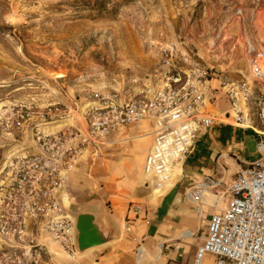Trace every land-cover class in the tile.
Segmentation results:
<instances>
[{
	"label": "rangeland",
	"instance_id": "1",
	"mask_svg": "<svg viewBox=\"0 0 264 264\" xmlns=\"http://www.w3.org/2000/svg\"><path fill=\"white\" fill-rule=\"evenodd\" d=\"M259 48L264 0H0V179L13 176L10 161L35 151L37 128L85 127L82 109L92 92L115 91L153 69L166 50L238 79L248 77ZM252 109L254 126L264 130ZM113 148L93 166L83 154L69 179L72 202L99 196L100 162L128 154ZM121 170L117 165L115 172ZM204 211L192 242L208 234ZM39 241L47 246L45 264H80L82 254L71 258L47 235ZM184 259L190 264L193 256ZM203 264H216V257L207 254Z\"/></svg>",
	"mask_w": 264,
	"mask_h": 264
},
{
	"label": "built area",
	"instance_id": "2",
	"mask_svg": "<svg viewBox=\"0 0 264 264\" xmlns=\"http://www.w3.org/2000/svg\"><path fill=\"white\" fill-rule=\"evenodd\" d=\"M220 101L228 103L223 116L230 124L256 131L258 155L226 188L219 189L223 179L187 188L186 196L200 215L203 196L216 189L217 211L209 218L193 264H203L207 254L216 257V264H264V130L254 126L252 111L255 104L264 124V48L252 55L248 77L238 79L168 49L153 69L134 74L115 91L92 92L82 109L85 127L58 132L37 128L35 151L10 161L13 176L0 179V264H45L41 254L47 246L39 241L44 235L75 259L74 219L65 196L71 201L70 175L83 154H90L93 166L106 146L116 142V134L147 122L153 142L144 170L161 188L191 154L198 136L213 127L216 116L209 106ZM129 209L135 215L144 211L138 201Z\"/></svg>",
	"mask_w": 264,
	"mask_h": 264
},
{
	"label": "crops",
	"instance_id": "3",
	"mask_svg": "<svg viewBox=\"0 0 264 264\" xmlns=\"http://www.w3.org/2000/svg\"><path fill=\"white\" fill-rule=\"evenodd\" d=\"M227 108L224 101L210 104L209 109L216 116L215 124L198 136L186 161L176 165L179 170L175 177L161 188L156 185L155 177L144 170L153 142L152 126L147 122L133 125L114 136L116 142L109 144L106 154L114 153L111 150L114 145L123 147V153L128 154L121 161L108 158L100 162L103 185L99 196L89 199L87 207L108 215L121 237L88 249L82 254L80 264H189L184 261L186 253L193 256L190 263L193 264L196 250L206 236L197 242L191 240L200 230L198 225L201 226L205 211L199 214L197 206L186 196L187 188L217 179H223L219 189L226 188L241 167L258 155L257 135L249 128L230 124L223 116ZM117 165L122 169L120 172H115ZM215 192L216 189L209 190L200 203L207 212V221L217 211ZM133 201L143 205L140 215L130 211Z\"/></svg>",
	"mask_w": 264,
	"mask_h": 264
},
{
	"label": "water",
	"instance_id": "4",
	"mask_svg": "<svg viewBox=\"0 0 264 264\" xmlns=\"http://www.w3.org/2000/svg\"><path fill=\"white\" fill-rule=\"evenodd\" d=\"M89 199L72 202L69 210L74 219V245L78 254L88 249L108 244L121 237L116 225L108 215L90 211Z\"/></svg>",
	"mask_w": 264,
	"mask_h": 264
},
{
	"label": "bare ground",
	"instance_id": "5",
	"mask_svg": "<svg viewBox=\"0 0 264 264\" xmlns=\"http://www.w3.org/2000/svg\"><path fill=\"white\" fill-rule=\"evenodd\" d=\"M173 174V173H172ZM172 177V175H171ZM171 179V178H170ZM216 198V197H215ZM65 202H66V205H70L72 203V201H70V198L68 196H65Z\"/></svg>",
	"mask_w": 264,
	"mask_h": 264
},
{
	"label": "trees",
	"instance_id": "6",
	"mask_svg": "<svg viewBox=\"0 0 264 264\" xmlns=\"http://www.w3.org/2000/svg\"><path fill=\"white\" fill-rule=\"evenodd\" d=\"M104 3H105V0H104ZM251 130V129H250ZM253 132V130H251Z\"/></svg>",
	"mask_w": 264,
	"mask_h": 264
}]
</instances>
